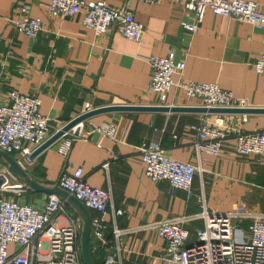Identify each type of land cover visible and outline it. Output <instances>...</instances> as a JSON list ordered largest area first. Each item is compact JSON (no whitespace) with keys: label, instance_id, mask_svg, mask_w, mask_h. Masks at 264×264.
Here are the masks:
<instances>
[{"label":"crops","instance_id":"obj_1","mask_svg":"<svg viewBox=\"0 0 264 264\" xmlns=\"http://www.w3.org/2000/svg\"><path fill=\"white\" fill-rule=\"evenodd\" d=\"M105 2L120 11H130L143 28L140 43L123 38L113 28L96 36L81 23V15L71 19L51 18L47 0H0V103L10 93L39 98V112L48 119L51 134L60 124L66 125L90 110L111 106H159L148 91L149 60L152 56L174 54L184 60L182 78L197 83H216L233 97L244 100L249 109H264V77L254 71V64L264 53V29L215 16L206 11L197 32L183 30L182 20L192 21V14L180 5L163 1L144 4L135 0H87ZM258 4L264 13V0H245ZM28 8V17L41 20L43 30L30 39L15 29L19 8ZM178 75L172 77L173 81ZM172 105V106H171ZM171 87L165 107L198 108ZM89 110V111H90ZM216 114L193 112H109L96 115L77 126L78 138L67 157L57 149L59 141L26 164L19 154H10L25 164L26 173L43 186H53L63 172L82 168L87 186L109 190L112 206L124 213L116 218L123 231L120 264H164L159 254L165 242L147 226L179 217L190 220L183 225L189 241L203 228L195 218L203 202L207 210L223 214L245 207L264 213V160L257 156H237L233 139L223 145L218 156L196 154L194 127L205 117ZM238 114H224L234 124ZM93 125L103 122L116 126L113 139L103 138ZM242 132L264 129V114H247V122L237 124ZM153 145L162 148L169 158L200 166L192 183V196L181 190L170 191L167 182L149 180L135 147ZM104 164H107L104 167ZM7 165L0 158V171ZM10 181L15 184L9 186ZM8 185V186H7ZM20 182L9 176L0 199L42 204L45 194L17 190ZM5 193L13 195L3 196ZM73 219L80 222L67 206ZM89 211V210H88ZM91 217L93 212L89 211ZM250 220L239 228L247 235ZM126 232V233H125ZM109 248L98 247L92 259L103 264L112 257L111 215L106 235ZM97 242L91 237V246ZM12 249V247H11Z\"/></svg>","mask_w":264,"mask_h":264},{"label":"built area","instance_id":"obj_2","mask_svg":"<svg viewBox=\"0 0 264 264\" xmlns=\"http://www.w3.org/2000/svg\"><path fill=\"white\" fill-rule=\"evenodd\" d=\"M135 1L144 4L168 1L180 5L192 14L191 22L182 20L180 23L190 38L197 32L207 10L215 16L264 29V13L252 1ZM46 11L51 18L71 19L81 15L82 25L96 36L115 28L123 38L138 44L144 33L143 26L135 20L132 12H120L105 2L47 0ZM14 26L18 33L30 39H36L43 30L41 20L28 17L25 5L19 8V17ZM149 66L148 91L155 96L159 106L164 105L173 86L196 107L247 108L244 100L234 98L231 92L222 90L216 83L184 80V60L176 61L173 53L165 57L152 56ZM253 68L264 77V53L260 54ZM175 74L178 78L173 81ZM39 106L40 100L36 96L15 92L8 95L6 102L0 103V151L19 154L29 165L32 164V160H28L30 154L52 135L48 119L40 114ZM89 110L87 106L84 111ZM246 122L247 115L244 114L237 115L234 124H230L222 114H216L210 121L202 117L194 127L196 140L193 145L196 154L218 156L226 141L232 138L233 151L237 156H257L264 160V129L242 132L236 127ZM64 126H57L54 133ZM77 126L58 140L57 151L63 157L70 154L78 138ZM90 126L103 138L113 139L116 133V126L112 123L103 122L97 126L90 123ZM135 151L149 180L167 182L170 191L181 190L188 198L192 196L193 179L200 173V166L169 158L158 146L141 145L135 147ZM18 163L25 167L22 162ZM1 177L5 179L1 189L5 190L6 175ZM57 184L94 213L91 217V237L97 245L90 247L92 255L98 247L109 248L106 232L108 216L111 215L114 253L103 264H120L122 247L119 238L124 233L116 227V218L124 211L112 206L110 191L87 186L80 167L61 173ZM201 204V210L195 218L203 221V228L196 232L194 242L188 243L189 235L183 228L189 218L179 217L147 226L155 230L165 242V248L158 256L164 264H264V213L240 207L223 214H214L207 210L203 202ZM243 220L251 222L247 235L239 228ZM80 230L81 223L70 216L66 203L56 195H45L42 204L0 199V264H82Z\"/></svg>","mask_w":264,"mask_h":264},{"label":"water","instance_id":"obj_3","mask_svg":"<svg viewBox=\"0 0 264 264\" xmlns=\"http://www.w3.org/2000/svg\"><path fill=\"white\" fill-rule=\"evenodd\" d=\"M109 112H161V113H181V112H193L200 114H264V109H221V108H182V107H165V106H111L90 111H85L83 114L77 116L69 123H67L61 130L53 133L41 146L35 149L28 160H33L42 151L47 149L52 144L58 142L62 135L69 130L73 129L78 124L96 116L99 114ZM0 158L7 165V171L9 176L17 179L20 182V186L15 188L21 191H31L38 194L56 195L62 199L66 205L73 211V213L79 217L81 223V230L79 236V246L81 259L83 264H94L91 254V215L89 211L75 199L72 195L68 194L64 190H61L56 183L53 186H43L32 179L25 171V169L15 161L10 154L0 151ZM5 179L0 178V190L4 185Z\"/></svg>","mask_w":264,"mask_h":264},{"label":"rangeland","instance_id":"obj_4","mask_svg":"<svg viewBox=\"0 0 264 264\" xmlns=\"http://www.w3.org/2000/svg\"><path fill=\"white\" fill-rule=\"evenodd\" d=\"M6 175V181L9 179V175H8V173H7V169L5 168H3L1 171H0V178H1V176L2 175ZM15 183L13 182V181H10V183H9V186H13ZM8 186V185H7ZM8 195H13L12 193H5V194H3V196H8ZM83 264V263H82Z\"/></svg>","mask_w":264,"mask_h":264},{"label":"trees","instance_id":"obj_5","mask_svg":"<svg viewBox=\"0 0 264 264\" xmlns=\"http://www.w3.org/2000/svg\"><path fill=\"white\" fill-rule=\"evenodd\" d=\"M106 235H107V232H106ZM106 240H107V238H106ZM90 246H91V243H90ZM93 263L96 264L94 261H93Z\"/></svg>","mask_w":264,"mask_h":264}]
</instances>
